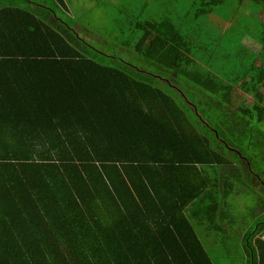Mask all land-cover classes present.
<instances>
[{"label": "trees", "instance_id": "trees-1", "mask_svg": "<svg viewBox=\"0 0 264 264\" xmlns=\"http://www.w3.org/2000/svg\"><path fill=\"white\" fill-rule=\"evenodd\" d=\"M15 1L0 0V264H216L195 221L224 232L225 198L255 181L244 264H264V0H116L122 56L94 47L80 8Z\"/></svg>", "mask_w": 264, "mask_h": 264}, {"label": "rangeland", "instance_id": "rangeland-1", "mask_svg": "<svg viewBox=\"0 0 264 264\" xmlns=\"http://www.w3.org/2000/svg\"><path fill=\"white\" fill-rule=\"evenodd\" d=\"M114 1L116 0H74L68 5V9L72 12L80 8L81 14L86 15L84 16L82 22H87L89 20L87 24H84V27H91L93 34L90 41L94 44L95 48L105 53L120 54L122 56L123 50L120 49V44H118L121 40H115L108 36L110 31L113 28H116V24L118 23L111 21ZM104 2L107 3L104 4ZM247 3L248 2L241 3L242 6H240L239 10L243 11L244 8L246 9ZM77 16L79 18L80 12ZM260 16L264 21V16L262 14H260ZM86 32L87 30H84V33ZM122 36L128 39L130 38V33L126 32V35ZM216 40L213 44L216 43ZM103 41L104 43H102ZM246 43L253 47L254 50L261 48V45L252 37H246ZM123 55L127 61L132 62L130 54L123 53ZM137 57L139 58V56ZM98 58L100 60L103 59V57H100L99 55ZM133 62L140 63L136 58L133 59ZM105 63H110V61H105ZM260 96L262 97L263 95L260 93ZM240 165L241 164H239V166ZM248 168L250 167H240V173L247 171ZM247 174L249 177H253L249 171ZM255 178L256 180H259L257 176ZM231 183H234V181ZM259 184L260 183L256 181L254 184H250V186L238 184V190L234 191V193H231L225 198L228 203H234L236 207L233 205L228 206L225 211L226 216H224L222 223L226 226V230L224 232H217V230L214 232L207 231L195 221V226L198 227V234L202 239H204V244L206 248L210 250L209 252L214 256L216 264H244V246L240 238L253 224L254 217L252 216V211H255L258 204L261 202V196L258 192L262 191L256 188L259 187ZM245 250H247L246 247Z\"/></svg>", "mask_w": 264, "mask_h": 264}, {"label": "crops", "instance_id": "crops-1", "mask_svg": "<svg viewBox=\"0 0 264 264\" xmlns=\"http://www.w3.org/2000/svg\"><path fill=\"white\" fill-rule=\"evenodd\" d=\"M7 1V0H6ZM74 0H64V2H65V4L67 5V7H68V5L71 3V2H73ZM28 2H29V0H28ZM28 2H27V0H22V2H20L19 3V5L20 6H22L23 7V9L24 8H28ZM12 3H16V1L15 0H8V3L6 4V6L8 7V8H10V6H11V4ZM17 4V3H16ZM0 10H2V8L0 9ZM24 10H30V9H24ZM1 22H4V20H0ZM77 29H81V25H77ZM253 48V47H252ZM240 240L243 242V240H244V237L242 236L241 238H240Z\"/></svg>", "mask_w": 264, "mask_h": 264}, {"label": "built area", "instance_id": "built-area-1", "mask_svg": "<svg viewBox=\"0 0 264 264\" xmlns=\"http://www.w3.org/2000/svg\"><path fill=\"white\" fill-rule=\"evenodd\" d=\"M260 238L264 241V231L261 233Z\"/></svg>", "mask_w": 264, "mask_h": 264}, {"label": "clouds", "instance_id": "clouds-1", "mask_svg": "<svg viewBox=\"0 0 264 264\" xmlns=\"http://www.w3.org/2000/svg\"><path fill=\"white\" fill-rule=\"evenodd\" d=\"M261 233H262V232H261ZM261 233L257 235L258 238H260ZM260 239H261V238H260ZM261 240H262V239H261Z\"/></svg>", "mask_w": 264, "mask_h": 264}]
</instances>
